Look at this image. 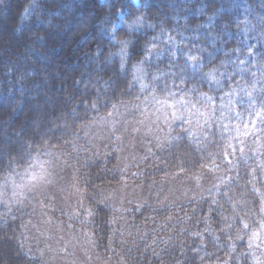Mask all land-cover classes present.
<instances>
[{
	"label": "trees",
	"instance_id": "trees-1",
	"mask_svg": "<svg viewBox=\"0 0 264 264\" xmlns=\"http://www.w3.org/2000/svg\"><path fill=\"white\" fill-rule=\"evenodd\" d=\"M144 31L135 47L132 42L123 46L120 57L125 67L132 65L136 94L112 95L105 84L108 95L73 98L66 88L42 122L34 121L28 110L19 117L14 113L0 117L9 119L7 125L0 124V193L36 155L65 149L78 156L72 166L91 211L89 221L80 223L94 235L99 252L115 264H257V259L264 264V238L249 247L251 233L264 224V173L258 170L253 179L251 169L258 168L257 161H241L238 151L230 156L236 167L223 157L229 142L238 143L234 137L244 140L246 152L264 145V138L245 137L249 117L237 119L220 107L231 100L244 113L246 92H252L258 106L264 100V49L251 40L208 60L191 34L174 31L167 23ZM149 67L153 74L163 69L156 85L145 77ZM140 84L152 90L141 94ZM206 97L212 98L211 104ZM153 99L177 101L184 119L168 134V142L141 154L125 169L113 144L98 152L86 140L84 129L92 121L122 105ZM211 176L215 185L202 191L201 178ZM128 181L142 185L150 201L124 210L104 202L110 187ZM182 182L193 186L188 196L179 193L174 200H164L162 194ZM29 219L28 210L8 205L0 196V264L47 263L29 238ZM238 233L241 239L236 238Z\"/></svg>",
	"mask_w": 264,
	"mask_h": 264
},
{
	"label": "clouds",
	"instance_id": "clouds-1",
	"mask_svg": "<svg viewBox=\"0 0 264 264\" xmlns=\"http://www.w3.org/2000/svg\"><path fill=\"white\" fill-rule=\"evenodd\" d=\"M165 23L191 34L208 60L251 40L264 49V0H0V117L28 110L42 122L66 88L73 98L108 95L105 84L112 95L136 94L123 46ZM156 73H145L152 85Z\"/></svg>",
	"mask_w": 264,
	"mask_h": 264
},
{
	"label": "rangeland",
	"instance_id": "rangeland-1",
	"mask_svg": "<svg viewBox=\"0 0 264 264\" xmlns=\"http://www.w3.org/2000/svg\"><path fill=\"white\" fill-rule=\"evenodd\" d=\"M178 106L177 101L170 99L122 105L89 123L84 129L85 138L98 152L113 144L125 169L141 154L169 141L168 134L180 122L175 116H183ZM8 122L9 119L0 120L1 125ZM9 132L4 133L9 135ZM76 157L58 148L36 155L26 169L7 181L8 186L1 188L0 196L6 204L20 205L29 211V238L46 264H115L114 259H107L99 252L94 235L80 223L89 221L91 211L72 166ZM212 180V176L204 177L196 184L203 191L215 185ZM173 186L162 194L164 200H174L179 193L185 198L190 186L193 187L190 182ZM147 196L142 185L128 181L110 187L104 202L124 210L133 203L150 201ZM82 211L86 216L82 217ZM261 236L263 239L264 232Z\"/></svg>",
	"mask_w": 264,
	"mask_h": 264
},
{
	"label": "snow or ice",
	"instance_id": "snow-or-ice-1",
	"mask_svg": "<svg viewBox=\"0 0 264 264\" xmlns=\"http://www.w3.org/2000/svg\"><path fill=\"white\" fill-rule=\"evenodd\" d=\"M143 86V84H142ZM203 95V94H202ZM231 95V94H227ZM246 96L249 97L247 101V106L244 113H241L237 111L234 107V104L231 100H229V105L221 104V109H226L231 113V115L237 119L243 120L245 114L249 117V121L247 124L244 125V131L243 135L245 137L247 136H253L255 137L256 141H259L261 138H264V100H261L259 103V106L255 102V100L252 98V92H246ZM209 103H212L211 97H206ZM180 103H186L183 100L180 101ZM240 103H243L241 101ZM214 114V112H213ZM223 113L221 116V119H223ZM175 119L177 120H183V116H175ZM205 123H208L206 120ZM211 125L209 124V127ZM225 130L227 131V126H225ZM185 132H188V129H185ZM237 132H239V129H237ZM191 134V133H189ZM233 139H237V144H232L229 142L227 145V149L223 150V157L227 160L228 164L232 167H236L235 164L232 163V160L230 159V156L234 155L237 151L240 153L239 159L241 161H244L247 163L249 159H253L257 161L258 168H252L251 174L253 176V179H255V174L259 170L260 172L264 173V159H259L261 155H264V153L260 152V148L264 147V145H259L256 149H250L249 152L245 151V142L242 139H239V137H234ZM261 212H264V208H261ZM244 229H248L249 225L248 223L243 224ZM264 232V224H261V232H255L253 231L251 233V237L249 238V247H252V243L257 240L261 239V233ZM237 239H241L242 237L237 234ZM257 264H261V262L257 259Z\"/></svg>",
	"mask_w": 264,
	"mask_h": 264
}]
</instances>
